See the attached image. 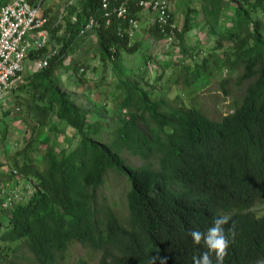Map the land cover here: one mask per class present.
<instances>
[{
    "label": "trees",
    "instance_id": "16d2710c",
    "mask_svg": "<svg viewBox=\"0 0 264 264\" xmlns=\"http://www.w3.org/2000/svg\"><path fill=\"white\" fill-rule=\"evenodd\" d=\"M8 1L0 0V7ZM41 1L29 0L33 5ZM103 1L79 0L69 6V16L77 13L76 22L67 20L61 38L59 30H52L58 53L22 87L30 96L26 106L33 141L45 129L56 136L65 122L76 132L77 143L60 150L47 145L39 161L29 149L20 154L23 164L15 160V170L36 188L14 209L0 207V264H61L75 245L99 253V264H193V256L207 249L203 241L193 243L191 232H205L220 216L228 219L223 227L230 242L224 264H256L264 259V216L251 212L264 201V0H202L196 26L216 42L202 61H193L196 53L188 52L185 43L193 30L190 12L178 34L182 59L192 64L174 77L176 85L198 88L204 76L214 73L210 69H226L238 73L245 86L231 112L218 120L201 106L151 98L141 84L163 82V77L151 76L158 66L153 67L145 43L157 44L164 36L152 23L146 36L130 38L129 19L138 23L144 9L128 0L129 19L123 20L116 10L127 0H109L107 9ZM91 20L95 26L80 35ZM93 35L99 61L119 76V116L110 134L104 133L111 123L90 122V112L58 84L62 70H85L78 57L84 56L80 49ZM48 51H31L30 58ZM124 55L141 56L134 61L139 62L137 72L126 77L119 74ZM229 83L224 79L218 86L228 96ZM126 154L143 164L129 163ZM110 174L123 178L128 187L126 219L102 193ZM12 180L13 174L0 173V185ZM212 259L215 264L214 254Z\"/></svg>",
    "mask_w": 264,
    "mask_h": 264
},
{
    "label": "rangeland",
    "instance_id": "374dc122",
    "mask_svg": "<svg viewBox=\"0 0 264 264\" xmlns=\"http://www.w3.org/2000/svg\"><path fill=\"white\" fill-rule=\"evenodd\" d=\"M78 2L79 0H43L40 2L46 17L49 19L47 31L50 34L53 32V29H57L59 30V36L57 35V37L61 38L67 30V20L71 19L73 23L76 22L77 13L69 16L68 11L69 6L78 4ZM172 4L171 12L173 19L181 31L186 24L187 13L190 12L188 24L193 26V30L185 36V43L189 45L188 52L196 53L193 61H202L209 56V51L207 50L216 45L215 40H212L209 32H202L196 26L201 20L199 11L202 9V0H173ZM137 19L138 27L136 28L134 39L140 40L143 38L142 34L146 36L145 32L148 26L153 23L154 18L151 11L144 9V11L137 15ZM197 39H200V42ZM53 41L57 44L55 40ZM96 44L97 36L93 35L80 49L84 56L81 55L78 59H80L81 67L85 68V72L76 79H72L62 70V74L58 75V84L62 88V91L67 93L78 107L90 112V122H94L95 119H101L107 125L111 123V126L104 133L110 134L114 125L113 119L119 116L116 105L117 96L120 92L115 87L119 76L118 73L112 72L110 67L104 68L96 55ZM182 45V40H178V38L173 48L167 46L163 39L157 44H150L149 41H146L145 48L152 51L153 67L158 66L156 69L153 68L154 72H151V76L154 79L158 75H161L163 82L159 80L157 82L142 83L141 87L149 91L148 93L154 101L164 100L174 104H176L175 102H185L189 107L194 105L201 106L207 116L218 120L224 113L231 111L230 106L234 101L242 97L245 86L239 82L238 73H231L226 69L222 73L210 69V72L214 73L209 78L208 75L204 76L202 79V82H204L203 86H199L198 88L192 87L184 90L181 86L176 85L174 77L178 76L184 65L192 64L191 60H187V63L183 61V54L180 53ZM75 57L76 55L72 56L71 60ZM122 59L125 62L123 63L124 66L121 69V73L119 72L121 76L125 75L126 77L137 72L138 68L136 66L139 65V62L134 61H140V55L133 57L124 55ZM30 60L33 59L30 58ZM215 60H213L214 63ZM67 63L69 64L70 60ZM30 64V61L26 62V69L23 73L21 84L17 87L14 96L11 98V103L5 108L0 106V173L6 170H15V160L23 164L22 155L28 149L30 156L39 161L47 145H55L60 150L77 143L76 132L67 126L65 122L60 123V133L56 136L45 129L40 131L37 140L33 141L36 136L32 132L29 122L31 115H29L30 113L27 111L26 106V101L30 99V96L27 90L22 89L23 85L27 83L28 76L36 73ZM166 64L169 65L168 69H165ZM224 79L230 81L228 84L230 90L229 96L222 93L218 88L220 82ZM193 99H196V102ZM17 108H20L19 111ZM32 141L34 143L29 147ZM125 157L129 163L135 166L143 164L142 161L130 155L126 154ZM5 184L6 182H3V185H0V195L2 194V189L7 188ZM23 188L26 190V186ZM127 191L128 187L124 179L114 174L108 176V181L102 189L104 197L108 203L114 206L115 212L122 219H126L128 213ZM251 212L257 216H264V201L258 203ZM2 221H5L4 218ZM11 245L14 247V244ZM8 251L11 252V249L9 248ZM82 261H86L88 264H99L100 254L94 250L75 245L69 250L67 259L61 264H82ZM22 263L29 264L25 261Z\"/></svg>",
    "mask_w": 264,
    "mask_h": 264
},
{
    "label": "built area",
    "instance_id": "2783aa9c",
    "mask_svg": "<svg viewBox=\"0 0 264 264\" xmlns=\"http://www.w3.org/2000/svg\"><path fill=\"white\" fill-rule=\"evenodd\" d=\"M137 5L153 14L154 24H157L162 33L166 45L172 47L181 33V29L172 17L173 0H135ZM109 7V0L103 1V8ZM117 16L123 20L129 19L128 0L121 3L116 10ZM109 17V14H106ZM49 19L46 17L42 5H33L29 0H9L0 7V106L5 108L11 103L17 87L20 86L26 62L31 51L49 48L46 55L33 59L31 63L35 72L49 67V61L58 53L59 46L53 41L47 31ZM130 38H134L138 23L135 19H129ZM95 26L93 20L80 31L84 35L86 31ZM53 45V46H51ZM171 48V49H172ZM68 76L77 78L83 74L66 72ZM20 108H17L19 111ZM13 174V180L6 182L7 188L2 189L0 195V207L4 210H12L19 203H24L34 193L36 184L19 174L17 170H9ZM26 186V190L23 188Z\"/></svg>",
    "mask_w": 264,
    "mask_h": 264
},
{
    "label": "clouds",
    "instance_id": "9594fccd",
    "mask_svg": "<svg viewBox=\"0 0 264 264\" xmlns=\"http://www.w3.org/2000/svg\"><path fill=\"white\" fill-rule=\"evenodd\" d=\"M230 112L231 111L228 113ZM227 223V217L220 216L214 219L212 226L205 232L198 230L191 232L193 243L199 245L201 241H203L207 249V251H204L201 255L193 256V264H213V254L215 257V264H224V257L227 254L230 243L223 227ZM256 264H264V259L257 260Z\"/></svg>",
    "mask_w": 264,
    "mask_h": 264
},
{
    "label": "crops",
    "instance_id": "0c3cea01",
    "mask_svg": "<svg viewBox=\"0 0 264 264\" xmlns=\"http://www.w3.org/2000/svg\"><path fill=\"white\" fill-rule=\"evenodd\" d=\"M51 36H52V33H51ZM59 36V35H58ZM52 38H53V36H52ZM54 40V39H53ZM30 61V63H32L33 62V60H30V58L28 59V61L27 62H29ZM30 66H31V64H30ZM4 169V168H3ZM8 172V170H6L4 173H7Z\"/></svg>",
    "mask_w": 264,
    "mask_h": 264
}]
</instances>
